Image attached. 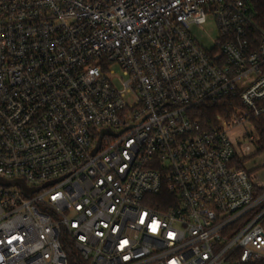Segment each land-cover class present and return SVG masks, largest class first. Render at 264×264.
I'll return each instance as SVG.
<instances>
[{
  "label": "built area",
  "instance_id": "2783aa9c",
  "mask_svg": "<svg viewBox=\"0 0 264 264\" xmlns=\"http://www.w3.org/2000/svg\"><path fill=\"white\" fill-rule=\"evenodd\" d=\"M256 29L251 0H0V177L38 189L0 186V264L264 262L231 139L264 118ZM229 97L211 129L190 115Z\"/></svg>",
  "mask_w": 264,
  "mask_h": 264
},
{
  "label": "rangeland",
  "instance_id": "374dc122",
  "mask_svg": "<svg viewBox=\"0 0 264 264\" xmlns=\"http://www.w3.org/2000/svg\"><path fill=\"white\" fill-rule=\"evenodd\" d=\"M192 35L206 49L213 48L215 41L219 38V33L213 23H208L202 27H193ZM112 69L115 70L116 78H124L119 66L113 65ZM242 131H244V128L236 129L231 134L237 152V163L244 162L243 169L249 173L252 181L264 187V152H258L257 145L250 143L247 137H243Z\"/></svg>",
  "mask_w": 264,
  "mask_h": 264
},
{
  "label": "trees",
  "instance_id": "16d2710c",
  "mask_svg": "<svg viewBox=\"0 0 264 264\" xmlns=\"http://www.w3.org/2000/svg\"><path fill=\"white\" fill-rule=\"evenodd\" d=\"M251 12L253 22L257 28L254 31L257 34L258 31L264 32V0H251ZM240 107L241 105L237 99L229 97L217 102H209L195 107L190 111V115L192 118L200 121L204 128L211 129L217 125L218 116L228 119ZM253 123L257 131L256 145L258 152H264V118L254 120ZM243 163L244 162H241V165L238 164V166L240 168H244ZM164 194H166V191L163 192V195ZM262 210H264V204L257 210L256 213H259ZM261 224L264 227V218L262 219ZM256 264H264V262Z\"/></svg>",
  "mask_w": 264,
  "mask_h": 264
},
{
  "label": "water",
  "instance_id": "95a60500",
  "mask_svg": "<svg viewBox=\"0 0 264 264\" xmlns=\"http://www.w3.org/2000/svg\"><path fill=\"white\" fill-rule=\"evenodd\" d=\"M99 146H100V143H99L97 149L94 151V153H96ZM0 186H2V187H13V186L19 187L26 197H29L33 192L38 190V189H33V188L27 187L26 183L23 180L7 181L1 177H0Z\"/></svg>",
  "mask_w": 264,
  "mask_h": 264
}]
</instances>
